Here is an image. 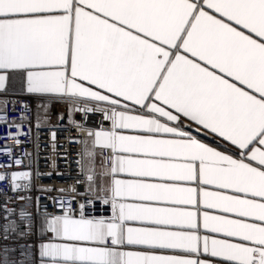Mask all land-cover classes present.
Wrapping results in <instances>:
<instances>
[{
	"label": "snow or ice",
	"instance_id": "1",
	"mask_svg": "<svg viewBox=\"0 0 264 264\" xmlns=\"http://www.w3.org/2000/svg\"><path fill=\"white\" fill-rule=\"evenodd\" d=\"M65 116L71 184L0 146V264H264V0H0L2 138Z\"/></svg>",
	"mask_w": 264,
	"mask_h": 264
},
{
	"label": "built area",
	"instance_id": "2",
	"mask_svg": "<svg viewBox=\"0 0 264 264\" xmlns=\"http://www.w3.org/2000/svg\"><path fill=\"white\" fill-rule=\"evenodd\" d=\"M55 111H62L60 108H56ZM20 108L17 107L16 113L9 116V119H15L16 116L19 114ZM30 115V114H29ZM78 122L83 123L85 128H94L98 127V122L100 117L96 114L89 113L88 119L85 121L83 119V114H77L74 117ZM53 125H55L56 120L55 116H53L52 120ZM29 125H25L23 127V131H29ZM32 129V140H25L24 145L18 144L14 139H3L7 132L9 131L6 127H0V146L7 145L11 147L14 151H18L21 155L24 153L25 150L27 151H36L34 144L32 141H35L37 136H39L40 148H39V165L42 170H47L45 165V158L47 154L52 151L49 143V138L51 133L55 131L58 137V145L57 151L60 153V156L57 160L58 169L59 171L65 173V177L55 178V179H46L43 182L45 184H53L57 187L66 186L67 184L72 183L71 177L77 175L79 171V166L76 161L79 159L77 153L81 149L82 145L80 143H70L69 138H76L77 140L83 139L85 137V132L76 130L72 127L70 121L68 120L67 116L65 119L60 123L59 127H44L42 129L35 128V121L32 122L31 125ZM12 132H15L16 129H11ZM23 139V137H22ZM7 186L4 184H0V188H6ZM93 214H100L99 206H97L96 211ZM2 259V257H0Z\"/></svg>",
	"mask_w": 264,
	"mask_h": 264
}]
</instances>
